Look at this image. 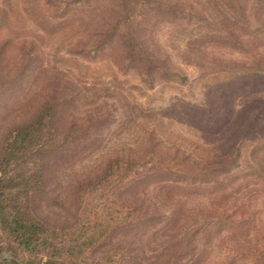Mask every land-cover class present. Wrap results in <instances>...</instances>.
I'll return each instance as SVG.
<instances>
[{
	"label": "rangeland",
	"instance_id": "obj_1",
	"mask_svg": "<svg viewBox=\"0 0 264 264\" xmlns=\"http://www.w3.org/2000/svg\"><path fill=\"white\" fill-rule=\"evenodd\" d=\"M241 1L257 25V0ZM230 13L225 0H0V158L31 124L20 170L40 183L32 212L55 227L95 212L117 221L89 262L253 264L260 255L261 185L229 200L254 211L243 236L215 216L213 196L185 193L171 173L199 171L209 157L236 161L232 173L257 168L264 36L241 50L207 41L228 35ZM253 70L262 75H242Z\"/></svg>",
	"mask_w": 264,
	"mask_h": 264
},
{
	"label": "trees",
	"instance_id": "obj_2",
	"mask_svg": "<svg viewBox=\"0 0 264 264\" xmlns=\"http://www.w3.org/2000/svg\"><path fill=\"white\" fill-rule=\"evenodd\" d=\"M225 1L235 13V15L230 13L227 17L228 21L232 20V28L226 31L228 32L226 37L225 34H215L211 35L207 41L234 45L241 50L244 41L257 43L262 40V36H264V0L256 2V9L260 8L262 12L257 17L258 24L254 26H250L248 23L241 0H235L233 5L229 0ZM214 36L217 38H213ZM228 37L229 39H226ZM251 58L256 61L261 59L260 55L256 54H253ZM242 75L251 77L262 74L253 70ZM171 76L178 77L177 74ZM243 76H238V78ZM254 115L259 116L258 111H255ZM33 130L34 128L29 123L18 127L13 135L12 147L0 158V254H2L0 264H101L98 259H92L89 262L86 255L107 236L110 227L112 229L118 226L116 225L117 221L107 225V216L104 213L101 215L95 212L88 215L78 225L55 227L37 217L28 205L29 194L37 191L40 183L32 173L20 170V167L27 162V159H20V156L26 157L28 145L33 144L31 139ZM258 131L263 135V138H258L259 140L252 150L257 158L255 159L257 168L246 172L232 173L230 170L236 165V161L221 165V161L210 163L213 158L209 157L205 159L208 163L202 166L199 171L171 172L174 174L173 184L176 181H183L186 184L184 186L185 193L213 196L214 202L219 205L215 208V211L218 212L215 216L227 224V227H237L243 236L249 230L254 211L245 214L243 210L246 211V208L234 203L235 199L232 200L234 202L229 200L237 192L247 189L251 182L258 187L261 185L259 189L264 191V119L259 122ZM11 163L14 167L9 169ZM79 207L83 210L85 205ZM237 208H243L238 218L236 216ZM153 218L150 217L149 220H153ZM242 230H245L244 233ZM115 248L113 247L112 250ZM7 251L10 253L5 254L4 252ZM259 254L253 259V264H264V245L260 248ZM106 259L112 260L111 257H106Z\"/></svg>",
	"mask_w": 264,
	"mask_h": 264
}]
</instances>
